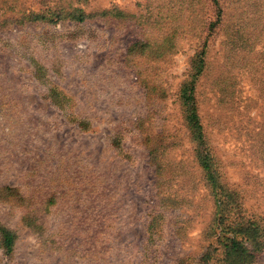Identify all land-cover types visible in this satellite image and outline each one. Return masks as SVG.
I'll return each mask as SVG.
<instances>
[{
    "label": "rangeland",
    "instance_id": "374dc122",
    "mask_svg": "<svg viewBox=\"0 0 264 264\" xmlns=\"http://www.w3.org/2000/svg\"><path fill=\"white\" fill-rule=\"evenodd\" d=\"M255 1L219 0L216 24L214 0H0V185L32 198L46 226L36 233L23 205L0 200V223L17 234L0 264L198 263L216 204L179 90L203 45L196 96L220 179L264 223ZM78 10L84 20L70 17ZM241 15L248 45L230 59L228 29ZM168 32L176 45L165 54ZM138 41L153 51L129 53ZM255 256L264 264V247Z\"/></svg>",
    "mask_w": 264,
    "mask_h": 264
},
{
    "label": "trees",
    "instance_id": "16d2710c",
    "mask_svg": "<svg viewBox=\"0 0 264 264\" xmlns=\"http://www.w3.org/2000/svg\"><path fill=\"white\" fill-rule=\"evenodd\" d=\"M214 2L218 8L216 13L218 21H216V24L222 23L224 20L223 5H221L219 0H214ZM252 6L254 7L253 14H258L256 22L253 21L252 26L261 24L264 21V0L262 2L261 0H256ZM247 10L249 11L248 8ZM74 13L71 12L69 15L76 20H84L87 17L80 10ZM240 18H242V15L236 17L237 21L234 20V23L228 29L229 36H231L233 41V45L229 48V58L239 46L245 47L248 45V38L244 35L242 27L246 26L249 20L245 24L239 23ZM213 28H216V25L214 27V23ZM167 36L172 37L170 39H173V42H168L171 44V48L166 49L165 54L172 49L173 45L174 47L176 45L173 35L169 33ZM138 45L142 46L143 50L147 47V49L153 51V48L148 46L147 41H138L128 48V52L131 53ZM198 50L193 56L190 75L183 82L179 90V99L183 109L185 124L195 144V156L202 168L206 183L213 189L216 204L215 216L211 221L209 229V233L214 240L207 246L197 264H252V261L256 258L255 252L264 247L263 219H257L248 214L244 207L241 192L237 188H231L224 184L220 179L221 176L215 163L213 150L209 146L207 134L201 122L196 96V82L206 68L205 46L203 45ZM155 53L160 55L159 52L155 51ZM228 65L233 66L231 62ZM223 78L228 79L227 76ZM52 100L59 105L57 100ZM82 126L85 127L84 124ZM167 148L166 146L165 149ZM158 149L157 147L150 148V153H155ZM159 168H161V163H158ZM0 200L16 205H23L25 207V211L22 214L23 222L36 233H41L43 236L46 228L44 215L39 214L34 207L32 198L23 194L19 187L0 185ZM54 200V198L46 200L45 210L48 209ZM16 240V232L0 223V248L4 254L11 255L13 253Z\"/></svg>",
    "mask_w": 264,
    "mask_h": 264
}]
</instances>
